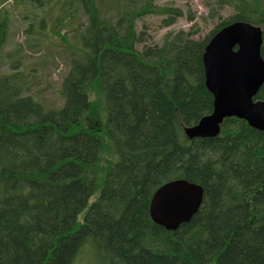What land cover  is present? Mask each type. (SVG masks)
<instances>
[{"label":"trees","instance_id":"16d2710c","mask_svg":"<svg viewBox=\"0 0 264 264\" xmlns=\"http://www.w3.org/2000/svg\"><path fill=\"white\" fill-rule=\"evenodd\" d=\"M219 1L234 15L203 39L178 30L140 46L139 18L165 16L168 27L181 12L153 0H56L59 40L67 19L87 20L69 31L80 57L62 81L63 106L45 111L23 94L16 62L0 77V264H74L84 248L95 264H264V132L226 118L214 138L184 134L213 110L202 54L218 30L260 27L264 59V0ZM253 100L264 103V82ZM175 179L203 199L166 231L149 202Z\"/></svg>","mask_w":264,"mask_h":264},{"label":"rangeland","instance_id":"374dc122","mask_svg":"<svg viewBox=\"0 0 264 264\" xmlns=\"http://www.w3.org/2000/svg\"><path fill=\"white\" fill-rule=\"evenodd\" d=\"M219 3V0H153L155 6L178 9L181 16L175 17L174 24L168 27L161 22L165 16L147 14L139 18L135 30L136 34L143 32L144 42L140 46L160 45L168 32L178 30H192L196 32L195 39H203L219 22L234 15L232 7L225 4L219 7ZM58 6L56 0H0V23L5 22L0 77L10 74V64L16 62L22 85L30 88L28 93H22L30 95L45 111L57 110L64 104L62 81L72 61L80 57L73 48L77 41H73L69 31L82 25L79 29L82 32L87 23L83 15L67 19L63 26L69 28H66L68 35L59 40L50 32L53 21L60 16ZM39 22H45L43 30L29 35L26 31L29 24L33 23L36 31ZM74 264H95L91 251L84 248Z\"/></svg>","mask_w":264,"mask_h":264},{"label":"water","instance_id":"95a60500","mask_svg":"<svg viewBox=\"0 0 264 264\" xmlns=\"http://www.w3.org/2000/svg\"><path fill=\"white\" fill-rule=\"evenodd\" d=\"M262 43L261 28L244 22L228 24L208 40L202 64L213 110L197 125L184 129L189 140L216 137L226 118L243 120L264 132V103L253 100L264 82ZM202 199L199 185L184 179L168 181L152 194L149 217L164 230L175 231L197 213Z\"/></svg>","mask_w":264,"mask_h":264}]
</instances>
